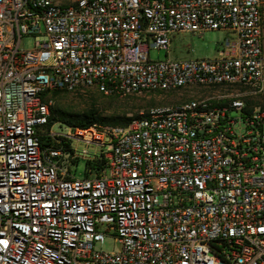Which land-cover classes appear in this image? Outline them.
<instances>
[{
	"label": "built area",
	"instance_id": "2783aa9c",
	"mask_svg": "<svg viewBox=\"0 0 264 264\" xmlns=\"http://www.w3.org/2000/svg\"><path fill=\"white\" fill-rule=\"evenodd\" d=\"M263 27L262 0H0V264H264V110L246 101L264 95ZM207 31L226 35L214 57L170 58L174 34ZM195 85L226 91L48 126L53 90ZM80 144L99 155L76 178Z\"/></svg>",
	"mask_w": 264,
	"mask_h": 264
},
{
	"label": "rangeland",
	"instance_id": "374dc122",
	"mask_svg": "<svg viewBox=\"0 0 264 264\" xmlns=\"http://www.w3.org/2000/svg\"><path fill=\"white\" fill-rule=\"evenodd\" d=\"M264 13V0H262ZM226 35L222 31H207L203 35H192L190 33L174 34L171 38L169 56L172 59L192 60L212 58L220 49ZM34 38L25 37L21 42L23 49H29ZM166 58V51H151V60H163ZM226 90L222 88H203L190 86L172 92L143 93L127 97H107L93 90H78L75 92H61L56 95L49 94L47 99L51 106L60 111L79 112L94 106L102 117H121L123 119L137 117L152 107L174 106L192 99L209 98L217 94H223ZM248 105L256 106L264 110V95L250 96L246 98ZM232 116H237L235 112ZM103 125V124H101ZM109 126V125H106ZM55 130L58 127L55 126ZM264 131V127H263ZM85 145L80 144L77 148V155L80 156L78 163L70 165L71 173L76 178L84 177V169L87 160L98 157L99 149L90 146L87 148V155H83ZM85 156V157H84ZM97 249L104 252H116L120 245L113 238L107 237Z\"/></svg>",
	"mask_w": 264,
	"mask_h": 264
},
{
	"label": "trees",
	"instance_id": "16d2710c",
	"mask_svg": "<svg viewBox=\"0 0 264 264\" xmlns=\"http://www.w3.org/2000/svg\"><path fill=\"white\" fill-rule=\"evenodd\" d=\"M61 92L64 91L53 90L46 93L45 95H49L50 93L56 95ZM131 120L132 118L123 119L121 117H112V118L102 117L100 112L94 106L79 112L60 111L50 106V116H49L48 126L60 122L66 125H72L78 127H88L95 123L109 125V126L125 127L130 123ZM46 143L48 142L46 140H43L42 144L45 145ZM102 164H103L102 160H97L94 163H91L90 161L88 162V165L96 166L99 168L102 167Z\"/></svg>",
	"mask_w": 264,
	"mask_h": 264
},
{
	"label": "crops",
	"instance_id": "0c3cea01",
	"mask_svg": "<svg viewBox=\"0 0 264 264\" xmlns=\"http://www.w3.org/2000/svg\"><path fill=\"white\" fill-rule=\"evenodd\" d=\"M263 49H264V27H263Z\"/></svg>",
	"mask_w": 264,
	"mask_h": 264
}]
</instances>
